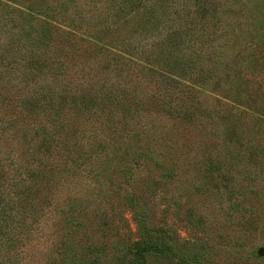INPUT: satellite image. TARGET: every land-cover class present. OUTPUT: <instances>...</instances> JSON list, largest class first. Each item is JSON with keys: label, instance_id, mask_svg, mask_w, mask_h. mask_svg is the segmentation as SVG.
I'll return each instance as SVG.
<instances>
[{"label": "rangeland", "instance_id": "rangeland-1", "mask_svg": "<svg viewBox=\"0 0 264 264\" xmlns=\"http://www.w3.org/2000/svg\"><path fill=\"white\" fill-rule=\"evenodd\" d=\"M217 1L226 12L209 46L212 60L192 69L180 100L171 91L178 112L167 114L160 104L164 88L140 66L167 39L158 27L162 17L185 4L187 17L195 18L191 0H141L143 9L126 12L122 0H0V193L13 201V218L6 210L0 217V264H69V217L81 225L74 261L89 262L96 248L100 260H112L115 248L136 236L125 201L130 194L149 226L178 241L207 242L214 264H264V31L257 26L264 0ZM45 23L52 25V50L68 63L67 81L81 75L97 85L107 77L106 89L114 83L127 92L137 84L143 101L122 127L96 115L76 120L68 146L75 154L82 149L84 163L75 170L60 152L49 157L45 150L41 110L31 115L22 107L39 84L30 81L25 56L19 58L23 48L10 39L21 27L38 31ZM119 39L140 66L106 55L102 47ZM32 149L41 167L14 193L8 184L33 168Z\"/></svg>", "mask_w": 264, "mask_h": 264}, {"label": "trees", "instance_id": "trees-1", "mask_svg": "<svg viewBox=\"0 0 264 264\" xmlns=\"http://www.w3.org/2000/svg\"><path fill=\"white\" fill-rule=\"evenodd\" d=\"M159 1L164 3L166 0ZM170 1L172 0H168V2ZM122 2L123 6L120 9L122 12L130 10V7L143 9L141 0H122ZM191 3L195 6L191 13L195 14V18L187 17V13L191 9L187 8L185 4H183V8L168 12V17H162L163 20L158 23V27L160 30L166 31L167 39L162 40L159 44V52H155L154 55L153 53L143 55L144 61L148 62L145 66L139 65L138 62L141 61L138 56L130 55L131 52L126 46L128 43H123V39L115 41L118 42L117 45L107 47L109 49L102 47L106 55H110L111 61L119 59L133 65L138 64L140 68H146V73H151L149 79L156 80L160 84V88H164L163 95H160V104L167 114L178 112L177 106L172 104L171 96L173 95L171 94L178 91L175 96L180 100L181 94L187 88L189 89L188 77L192 69L198 65L202 66L201 62L212 60L209 46L218 39L220 35L218 29L222 25L220 16L226 12V9H220L223 4L217 0H191ZM165 9L166 6H163L161 12L167 11ZM150 12L153 13L152 10L147 11L143 20L148 17ZM206 15H208V19L203 20ZM185 17L186 23L181 26L176 23ZM207 24H209L208 28ZM257 26L260 31H264V17ZM51 27L50 23H45L38 31L31 28L24 30L21 27L16 34H13L10 43H17L23 48L19 58L23 59L25 56L24 62H29L31 71H33L30 81L39 84L34 91L35 97L25 99L24 106H22L24 111L32 115L34 109L41 110L42 117L47 119V122L45 121L47 128L42 137L47 145L45 150H48L49 157L60 152L59 155L63 159V164L66 161L73 163L75 170L84 163L82 149L78 148L75 154L70 152L71 148L68 146V142L76 133V120L86 122L96 115V117L107 118V121L118 119V123H121L122 127L124 116L137 108L140 110L143 101L142 98L141 100L137 98V84H133L127 92L121 86L116 87L114 83L106 89L107 77L102 78L97 85L96 83L92 84V82L89 84V79L81 75L71 76L70 80L67 81L65 78L68 75L66 58L63 54L57 55L50 46L52 40ZM206 29L208 31L205 34ZM259 34L256 33L255 35ZM171 36H174L175 40H169L168 38ZM186 37L188 41H185ZM189 50L196 52L190 54ZM142 53L140 51V54ZM3 58L0 56V61ZM47 74L50 75V78H46ZM41 77L42 81L38 82ZM59 79H62V82ZM58 81L60 85L56 86ZM54 85L55 88L52 90ZM159 92L161 91L159 90ZM118 112L120 116L116 118L117 116L113 113ZM69 126L72 128L71 131L67 130ZM33 152L32 149L31 154H29L30 165L33 168L29 171L25 169L24 172L18 171L8 184L14 193L20 191L21 186L27 185L32 180L31 176L41 167L39 160L34 159L37 156ZM47 163L49 164L50 161L48 160ZM48 168L50 169V166ZM26 179L29 180L25 182ZM1 195L0 193V217L6 210L7 219H12L10 203L13 201L2 199ZM125 201L131 210V220L135 225V239L124 246L116 247V254L112 260L105 257L100 260V254L96 248L89 262L83 264H214L213 252L207 242H199L193 239L178 241L162 228H153L148 225L146 212L139 205L134 195L126 196ZM7 205H10L9 208ZM73 218H68V223L73 231L69 232L65 238V251H68L65 257L67 260L70 259L68 260L69 264H80L74 261L76 253L73 247V237L76 236L77 232L75 233V231L79 230L81 225L77 221L73 222Z\"/></svg>", "mask_w": 264, "mask_h": 264}, {"label": "water", "instance_id": "water-1", "mask_svg": "<svg viewBox=\"0 0 264 264\" xmlns=\"http://www.w3.org/2000/svg\"><path fill=\"white\" fill-rule=\"evenodd\" d=\"M257 254L261 255V249H259V250L257 251Z\"/></svg>", "mask_w": 264, "mask_h": 264}]
</instances>
